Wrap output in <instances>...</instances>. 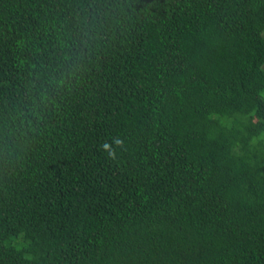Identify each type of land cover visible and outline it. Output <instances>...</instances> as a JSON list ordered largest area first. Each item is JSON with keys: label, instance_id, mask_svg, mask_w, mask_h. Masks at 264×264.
I'll return each mask as SVG.
<instances>
[{"label": "trees", "instance_id": "16d2710c", "mask_svg": "<svg viewBox=\"0 0 264 264\" xmlns=\"http://www.w3.org/2000/svg\"><path fill=\"white\" fill-rule=\"evenodd\" d=\"M0 264H264V0H0Z\"/></svg>", "mask_w": 264, "mask_h": 264}]
</instances>
